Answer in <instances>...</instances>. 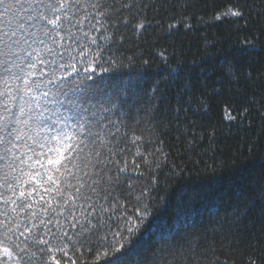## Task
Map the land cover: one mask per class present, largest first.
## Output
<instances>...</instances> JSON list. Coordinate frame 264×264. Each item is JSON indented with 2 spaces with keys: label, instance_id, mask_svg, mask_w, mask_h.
<instances>
[{
  "label": "trees",
  "instance_id": "obj_1",
  "mask_svg": "<svg viewBox=\"0 0 264 264\" xmlns=\"http://www.w3.org/2000/svg\"><path fill=\"white\" fill-rule=\"evenodd\" d=\"M97 2L100 9L91 7ZM79 7L88 17L83 31L99 47L57 72L69 73L63 90L90 108L86 115L105 117L97 212L111 209L112 197L134 211L144 193L147 216L125 264H264V0H80ZM236 7L242 16L221 15ZM70 221H53L58 238H44L61 264H94L90 246L74 243L80 237ZM65 246L67 255L58 250ZM21 247L28 252L20 264H51L48 245Z\"/></svg>",
  "mask_w": 264,
  "mask_h": 264
},
{
  "label": "snow or ice",
  "instance_id": "obj_2",
  "mask_svg": "<svg viewBox=\"0 0 264 264\" xmlns=\"http://www.w3.org/2000/svg\"><path fill=\"white\" fill-rule=\"evenodd\" d=\"M79 4L80 0H0V264H20V253L28 252L21 244L30 241L48 245L51 264H61L44 237L57 239L48 225L55 221L61 226L69 217L80 237L74 243L90 246L94 264L105 258L109 264H125L127 246L147 216L148 206L141 207L144 193L134 211L112 197L116 201L112 208L101 205L97 212L94 197L101 191L99 165L104 162L97 148L103 143L105 117L97 119L94 111L91 118L86 115L90 108L63 90L69 73L57 72L75 69L72 61L88 58L90 46L97 45L96 38L83 31L88 17L81 16ZM91 7L101 6L97 2ZM121 7L131 6L125 2ZM221 15L240 17L243 11L229 8ZM96 25H102L101 20L96 19ZM76 32H82L87 45L80 43L82 37ZM118 171H126V166ZM103 191L104 199L111 196ZM120 208L128 215L116 216ZM103 213L111 214L105 218ZM41 227L45 231L40 232ZM62 235L72 240L66 231ZM66 247L58 250L67 255Z\"/></svg>",
  "mask_w": 264,
  "mask_h": 264
}]
</instances>
